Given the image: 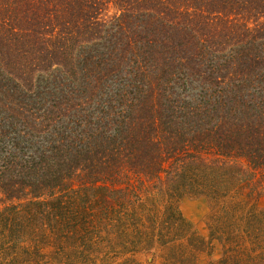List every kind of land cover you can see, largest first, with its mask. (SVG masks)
Masks as SVG:
<instances>
[{
  "label": "trees",
  "instance_id": "16d2710c",
  "mask_svg": "<svg viewBox=\"0 0 264 264\" xmlns=\"http://www.w3.org/2000/svg\"><path fill=\"white\" fill-rule=\"evenodd\" d=\"M1 111L0 264H264V0H0Z\"/></svg>",
  "mask_w": 264,
  "mask_h": 264
},
{
  "label": "rangeland",
  "instance_id": "374dc122",
  "mask_svg": "<svg viewBox=\"0 0 264 264\" xmlns=\"http://www.w3.org/2000/svg\"><path fill=\"white\" fill-rule=\"evenodd\" d=\"M55 76L59 75L58 72H53ZM51 74V75H52ZM43 75L44 78L41 82L43 92L40 96L42 98H50V94L60 95V90H67L73 83H61L54 80V76ZM61 75V74H60ZM63 76V75H62ZM54 81H53V80ZM66 79V78H65ZM67 81V79H66ZM58 82V83H57ZM62 82H65L63 80ZM68 82V81H67ZM55 87V89H54ZM42 98L40 101H42ZM2 130V131H1ZM51 132L33 131L24 125V120L21 117L8 116L6 113H0V156L6 154V151L16 152L19 155L22 152L34 154L35 151L40 150L50 138ZM10 202L6 199L3 193H0V209ZM178 210L188 220L194 229L199 234L207 236L209 233V224L211 222L210 213L212 207L210 201L206 197H193L185 196L176 202ZM259 207H264V197L259 200ZM157 209L163 210L161 203H157ZM217 244V242H216ZM220 250L215 248L213 258H219ZM131 257V254L127 255ZM136 258L144 264H160L163 261L162 252L159 249H154L149 253H138ZM200 259L203 263L209 259L208 255L200 254Z\"/></svg>",
  "mask_w": 264,
  "mask_h": 264
}]
</instances>
